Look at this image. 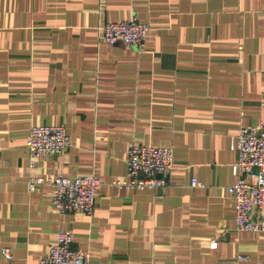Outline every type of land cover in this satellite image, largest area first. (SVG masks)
I'll use <instances>...</instances> for the list:
<instances>
[{"label":"crops","instance_id":"obj_1","mask_svg":"<svg viewBox=\"0 0 264 264\" xmlns=\"http://www.w3.org/2000/svg\"><path fill=\"white\" fill-rule=\"evenodd\" d=\"M132 18L151 28L141 50L101 39ZM261 121L264 0H0V264L4 248L38 264L60 230L90 264H264V234L236 230L228 193L231 137ZM60 124L70 147L32 167L31 127ZM131 142L173 150L163 197L111 184ZM92 174L93 216L29 185Z\"/></svg>","mask_w":264,"mask_h":264},{"label":"built area","instance_id":"obj_2","mask_svg":"<svg viewBox=\"0 0 264 264\" xmlns=\"http://www.w3.org/2000/svg\"><path fill=\"white\" fill-rule=\"evenodd\" d=\"M150 26L137 18L127 21L107 22L99 27L101 39L109 45L123 43L141 50ZM66 126H32L26 141L30 154V165L37 158L65 153L70 147ZM230 147L238 153L232 165L234 183L228 193L235 204V228L239 232L264 234V121L255 125L242 126L237 135L231 137ZM174 152L170 147L131 142L128 147L127 175L111 184L127 190H155L163 197L170 185L173 171ZM46 184L52 188L51 201L59 213H83L93 216L96 196L102 186L98 175L77 177H37L30 180V189ZM192 187H204L196 178ZM75 235L69 230H60L51 246L47 258L38 264H90V254L74 247ZM213 247L217 242L212 243ZM9 264H15L9 248L1 250ZM248 257L238 255L237 260Z\"/></svg>","mask_w":264,"mask_h":264}]
</instances>
